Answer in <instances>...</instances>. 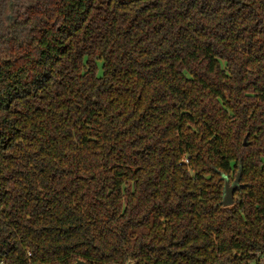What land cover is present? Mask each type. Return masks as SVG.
Returning a JSON list of instances; mask_svg holds the SVG:
<instances>
[{"label": "trees", "instance_id": "1", "mask_svg": "<svg viewBox=\"0 0 264 264\" xmlns=\"http://www.w3.org/2000/svg\"><path fill=\"white\" fill-rule=\"evenodd\" d=\"M39 14L0 49V264H254L264 0Z\"/></svg>", "mask_w": 264, "mask_h": 264}, {"label": "flooded vegetation", "instance_id": "2", "mask_svg": "<svg viewBox=\"0 0 264 264\" xmlns=\"http://www.w3.org/2000/svg\"><path fill=\"white\" fill-rule=\"evenodd\" d=\"M44 0H0V49L31 30Z\"/></svg>", "mask_w": 264, "mask_h": 264}, {"label": "water", "instance_id": "3", "mask_svg": "<svg viewBox=\"0 0 264 264\" xmlns=\"http://www.w3.org/2000/svg\"><path fill=\"white\" fill-rule=\"evenodd\" d=\"M244 145H246L245 143V139H244ZM240 170H241V166H239V170L236 174L235 179L230 183L229 179L225 176L222 175V179H223V198H222V205L224 206H229L233 203V193L236 189H238L240 187L239 184V179H240ZM76 264H83L81 261L77 262Z\"/></svg>", "mask_w": 264, "mask_h": 264}, {"label": "built area", "instance_id": "4", "mask_svg": "<svg viewBox=\"0 0 264 264\" xmlns=\"http://www.w3.org/2000/svg\"><path fill=\"white\" fill-rule=\"evenodd\" d=\"M254 264H264V253L257 256Z\"/></svg>", "mask_w": 264, "mask_h": 264}]
</instances>
